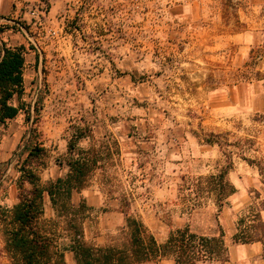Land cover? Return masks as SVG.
<instances>
[{
  "label": "rangeland",
  "instance_id": "obj_1",
  "mask_svg": "<svg viewBox=\"0 0 264 264\" xmlns=\"http://www.w3.org/2000/svg\"><path fill=\"white\" fill-rule=\"evenodd\" d=\"M0 23V51L2 41L26 47L23 108L0 123V264H14L2 210L18 201L23 161L38 145L41 184L65 175L77 127L90 133L80 145L101 154L72 198L93 207L88 242L124 241L127 197L128 212L159 242L189 226L208 236L223 231L233 244L239 217L264 199V173L243 158L264 165V0H24ZM212 133L234 145L209 144ZM228 159L237 190L224 208L211 196L193 205L185 181L219 173ZM44 209L62 248L64 224L48 196ZM65 258L75 264L72 253Z\"/></svg>",
  "mask_w": 264,
  "mask_h": 264
},
{
  "label": "trees",
  "instance_id": "obj_2",
  "mask_svg": "<svg viewBox=\"0 0 264 264\" xmlns=\"http://www.w3.org/2000/svg\"><path fill=\"white\" fill-rule=\"evenodd\" d=\"M3 24L8 27L7 23ZM25 54L24 45L11 46L5 41L2 42L0 123L16 118L23 108L21 99L26 89ZM36 62H40L38 54ZM15 97L20 100L19 105L13 103ZM89 135L88 127H77L73 131L68 142V172L49 180L46 185L41 184V178L33 167L34 160L43 156L44 148L34 146L23 161L17 179L18 201L10 211L2 210L4 216L8 212L10 214L7 215L9 220L5 228V242L6 250L14 264H68L66 251L73 254L75 264H143L161 259H172L175 264H198L207 261L225 263L230 260L229 247L223 231L218 236H208L185 226L173 229L164 242H159L141 220L128 212L131 201L127 197L121 199L125 211L124 241L101 246L88 242L85 237V221L93 207L85 199L76 204L72 198L75 192H80L86 187L92 173L99 168L100 151L94 145H80ZM205 140L209 144L222 147L234 145L213 133ZM226 154L230 158L232 151L227 150ZM243 158L257 165L261 173H264L261 161ZM228 160V164L217 174L185 181L187 199L193 205H201L203 199L211 196L219 210L224 208L228 197L237 190L228 179V174L233 168V161ZM46 196L49 197L58 219L64 224L66 243L62 248L57 244L56 234L47 227L44 219ZM262 210L264 199L259 205L253 202L248 206L237 221L236 231L232 235L234 244L261 242L264 246Z\"/></svg>",
  "mask_w": 264,
  "mask_h": 264
},
{
  "label": "crops",
  "instance_id": "obj_3",
  "mask_svg": "<svg viewBox=\"0 0 264 264\" xmlns=\"http://www.w3.org/2000/svg\"><path fill=\"white\" fill-rule=\"evenodd\" d=\"M23 1L24 0H0V19H4V16L12 12L17 14L20 11ZM261 214L264 219V210H262ZM228 247L230 260L225 262V264H264V246L261 242L245 244L233 243L228 245Z\"/></svg>",
  "mask_w": 264,
  "mask_h": 264
}]
</instances>
